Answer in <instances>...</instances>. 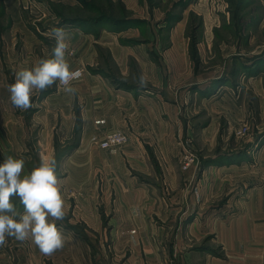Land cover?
<instances>
[{
	"label": "crops",
	"instance_id": "obj_1",
	"mask_svg": "<svg viewBox=\"0 0 264 264\" xmlns=\"http://www.w3.org/2000/svg\"><path fill=\"white\" fill-rule=\"evenodd\" d=\"M194 2L180 6L181 15ZM180 20L165 39L157 30L130 46L106 31L97 38L64 28L75 52L66 53L70 68L85 69L73 83L77 93L52 84L36 93L37 106L19 116L11 108L0 120L3 156L23 158L22 174L42 156L55 157L63 264H77V256L85 264H264V181H252V158L208 159L187 169L180 160L184 143L200 155L231 144L230 133L254 115L253 95L264 121V45L256 53L250 47L263 16L257 23L196 25L195 58ZM97 44L111 50L116 74L96 70ZM256 128L263 153L264 122ZM116 130L128 141L101 147ZM10 199L23 211L19 197ZM6 241L0 264H13L10 241L28 263L24 240ZM36 249L32 242L30 253Z\"/></svg>",
	"mask_w": 264,
	"mask_h": 264
},
{
	"label": "rangeland",
	"instance_id": "obj_2",
	"mask_svg": "<svg viewBox=\"0 0 264 264\" xmlns=\"http://www.w3.org/2000/svg\"><path fill=\"white\" fill-rule=\"evenodd\" d=\"M180 1L0 0V120L10 114L11 108L12 112L17 116L27 110L12 104L7 86L14 82V74L17 70L31 67L40 58L48 57L52 54L51 50L55 43L51 34L53 27L77 28L85 33H91L97 38L102 32L106 31L114 38L119 36L120 42L130 46L148 42L151 39L150 35L157 30V34L161 35V39H165L168 29L173 27L183 17V24L187 25L184 28V39H188V34L191 42V55L196 57L195 43L198 33L195 31L196 28H194L196 25L204 23L237 24L239 22L244 23V21L257 23L260 21V16H263L262 23H264V0H248L247 9L241 10V13L244 12L242 17L238 18L236 16V19L234 16L235 6L229 0H195L193 5H189L188 9H186L187 7L185 8V14L183 12V15H181ZM256 35L252 45H250L254 49L253 53L261 50L264 45V29L258 31ZM152 40H156V38H152ZM97 49L101 62L96 70H105L116 74L118 68L112 61L111 50L100 44H97ZM66 53L70 56L75 55L73 49H69V47ZM21 54H23V57H20ZM215 59L220 60V57ZM209 63H211L210 60L207 64L209 65ZM133 64L134 61L130 58V66ZM78 80L80 79L73 80L71 83L73 84ZM53 86L64 88V85H59V81L54 82ZM39 91V89L33 90L30 107L38 105L37 95ZM252 99L254 101V115L252 118L246 117L243 119L234 131L230 133H233L231 144L226 146L218 145L209 154L201 153L200 155L195 147L184 143L185 146L181 149V167L187 169L194 164L199 166L208 159L214 160L216 164H229V162L224 161V157L221 156L219 158L218 156L227 154V152H239L238 157L241 155L239 159H232L231 162L237 164L244 157L249 160L251 157L253 169H256V173L252 175V181L258 179L264 181V168H260L259 165L264 162V151L261 153L259 151L260 144H255L259 134L256 125L264 121L261 120L259 115V105L254 95ZM243 125H247V130L242 134H238L237 130L242 128ZM0 135H4L3 127H0ZM1 148L0 144V162L4 159ZM187 152L191 153L194 158L189 165L185 166V154ZM215 159H219V161H215ZM247 163L249 162L247 161ZM237 178V184H243V180L239 177ZM237 189L239 188L237 187ZM52 218L54 217H49L51 220ZM53 221L58 223L56 218ZM79 226L81 225H77L78 229ZM31 241L30 237L28 240L23 241L24 247L27 248L29 254L26 256L28 259L26 264H63V253L65 252L61 247L50 254H45L35 245L37 249L30 253ZM94 242L98 243V241ZM10 244L14 254L13 264H25L22 261V256H19L18 244L16 245L11 241ZM3 245H0V247ZM77 264H85L83 256H77Z\"/></svg>",
	"mask_w": 264,
	"mask_h": 264
},
{
	"label": "clouds",
	"instance_id": "obj_3",
	"mask_svg": "<svg viewBox=\"0 0 264 264\" xmlns=\"http://www.w3.org/2000/svg\"><path fill=\"white\" fill-rule=\"evenodd\" d=\"M51 34L55 43L52 54L37 60L31 67L20 68L14 74V82L8 91L16 107L27 109L31 106L34 89L43 90L54 82L64 85L69 95L77 93L72 80L80 75L66 60L69 47L68 32L63 27H53ZM23 158L6 156L0 162V245L6 237L18 241L31 238L45 254L63 246V237L56 223L65 216L64 200L58 187L57 164L54 156H42L38 165L22 174ZM10 197H19L23 211L17 210Z\"/></svg>",
	"mask_w": 264,
	"mask_h": 264
},
{
	"label": "built area",
	"instance_id": "obj_4",
	"mask_svg": "<svg viewBox=\"0 0 264 264\" xmlns=\"http://www.w3.org/2000/svg\"><path fill=\"white\" fill-rule=\"evenodd\" d=\"M75 69L79 70L80 75L77 78H75L74 80L80 79L84 74V68L76 67V68H74V70ZM59 85H63V84H61L59 82ZM246 130H247V125H243L242 128H239L237 130V133L242 134ZM127 141H128V134L122 130H116V131H112L110 133H107L105 135V137L101 140L100 146L103 148L115 147V146L122 145V144L126 143ZM193 158H194V156L191 153L187 152L185 154V166L189 165L193 161Z\"/></svg>",
	"mask_w": 264,
	"mask_h": 264
},
{
	"label": "trees",
	"instance_id": "obj_5",
	"mask_svg": "<svg viewBox=\"0 0 264 264\" xmlns=\"http://www.w3.org/2000/svg\"><path fill=\"white\" fill-rule=\"evenodd\" d=\"M189 1H191V0H181L180 1V6H185ZM231 1V3L232 4H234V6H235V11H234V16H235V19H236V16L239 18L240 16L242 17V15H243V13H241V10L243 9H245V7H247L248 6V4H247V1L248 0H229V2ZM237 23V22H236ZM240 23V22H239ZM195 58V57H194ZM225 153V152H224ZM229 153V154H228ZM232 153H235V154H232ZM238 154H239V152H227V154H224V155H219L218 157L220 158L221 156L222 157H224L225 158V162H231L232 161V159H234V160H238L239 159V157L241 156H239L238 157ZM236 155V156H235ZM233 156H235V157H233ZM218 157H216V158H218ZM219 161V159H215V161ZM221 161V160H220Z\"/></svg>",
	"mask_w": 264,
	"mask_h": 264
}]
</instances>
